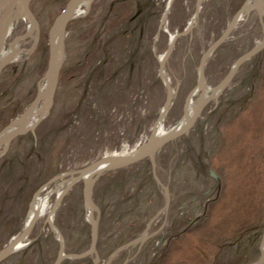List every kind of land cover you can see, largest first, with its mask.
<instances>
[{
  "label": "rangeland",
  "instance_id": "1",
  "mask_svg": "<svg viewBox=\"0 0 264 264\" xmlns=\"http://www.w3.org/2000/svg\"><path fill=\"white\" fill-rule=\"evenodd\" d=\"M245 1L203 0L199 6V0H91L83 15L68 20L45 117L35 134L28 130L0 148V253L21 232L35 195L53 189L58 176L149 139L167 101L160 57L170 49L172 33L180 35L166 62L174 97L165 128L182 118L204 52ZM69 2L29 0L38 28L28 29L26 15L6 38L8 46L29 32L18 39L25 54L0 68V132L47 81L49 33ZM196 12L195 24L181 34ZM263 39L264 14L253 9L208 57L211 88ZM93 197L100 223L98 264H257L264 237V47L242 63L188 133L151 158L100 174ZM87 215L80 180L54 212L67 253L90 247ZM149 225L146 239L108 262ZM24 243L0 264H53L61 249L59 235L43 221ZM95 259L93 254L61 264Z\"/></svg>",
  "mask_w": 264,
  "mask_h": 264
},
{
  "label": "water",
  "instance_id": "2",
  "mask_svg": "<svg viewBox=\"0 0 264 264\" xmlns=\"http://www.w3.org/2000/svg\"><path fill=\"white\" fill-rule=\"evenodd\" d=\"M78 0H70V2L67 4L65 9L61 12L59 17L57 18L56 22L54 23L53 27L51 28L50 31V36H49V42H50V54H49V61H48V68L46 72V78L48 80V85H47V94L43 92H39V94L36 96V98L31 102L28 107L24 110V112L17 117L15 120H13L2 132H0V148L3 145H8L16 136L20 134H24L28 130L32 131L33 134H35V127L37 123H39L44 117L45 113L43 112L41 116L38 117L37 121L31 125V126H26V122L29 119L30 112L34 110V108L42 101L44 98H47L46 101L47 103L51 102L53 97H54V92L58 83V78L60 75V70H61V65L62 61H60L61 57L64 55L63 51V39H64V32L66 30V25L68 20L72 17L70 15V12L72 10V7ZM91 1V0H87ZM173 0H170V3H172ZM246 3L239 9V11L234 15L232 20L230 21L226 31L215 41L213 42L207 50L204 52L202 58H201V65H200V76H204L205 73V66H206V61L209 55L216 49L222 42H224L229 35L233 32V30L237 27V16L238 14L245 9ZM17 8H22L25 10V12L30 16L32 22L36 26H38V21L36 19V16L34 15L30 4L27 0H0V9L2 11L0 12V68L10 62L12 60L11 56H5L2 58V53H3V42L5 41L9 31L10 27L12 24V21L14 19L15 12ZM197 13L194 14V18L196 17ZM62 20V35L60 37V49H57L53 45V38H54V33H55V26L57 23ZM192 27V23H189L187 27L184 29V31L181 34L188 33ZM180 35L179 33H176L171 44H173L176 40V38ZM12 44L14 45L15 42L13 41ZM264 47V39L260 42H258L254 47H252L250 50L242 54L236 62L233 64L227 75L220 81V83L212 88V94L210 96H207L205 98L200 99L198 106L193 113V115L183 124V126H179L177 128H174L172 130H169L166 134L163 135V137L160 140H155L153 136L151 135L148 140L140 144L139 146L135 147L130 154H120L118 152H114L113 154L110 155H105L102 158L96 160L95 162L91 163L87 167L74 171L72 173H83L87 172L90 169H93L94 167H98L96 170V174L93 177L89 178H84V193L87 197V201L89 203V215L90 218L89 222L91 224V232H92V240L90 247L80 253H66L64 251V241L62 239V235L60 231L58 230L57 226L53 224L51 227L53 230L60 235V242H61V249L59 254L57 255L55 261L53 264H61L62 261L65 258H81L85 257L88 255H96V259L94 260V264H98L100 258L98 255V240H99V231H100V223H99V217H95V211H98V208L95 204L94 197H93V186L100 174L103 172L116 169L122 166L130 165L135 162L141 161L145 158L148 157H153L155 152L158 151L162 146H164L166 143L179 138L186 133H188L192 127L195 125V123L198 121V119L201 117L202 112L204 111V108L208 104V102L213 98L218 95V93L223 90V88L229 83V81L232 79L234 74L237 72L238 68L242 65L244 61H246L248 58H250L253 54H255L257 51L262 49ZM171 49V48H170ZM170 49L167 51V55L170 52ZM161 70H164V65L161 64ZM46 103V102H45ZM46 105V104H45ZM18 123L16 126L15 124ZM154 172H156V167L154 166ZM211 173L213 176L217 177L216 173L214 170H211ZM70 173L65 172L62 173L58 177H63L66 176ZM82 177V176H81ZM80 178V177H79ZM75 180L71 181L68 187L60 193L58 200L55 202V204L52 206L51 213L52 215L58 208L59 202L63 199V197L66 195L68 190L75 184ZM167 193V203L169 202L170 194L169 190H166ZM35 222L32 223V225L29 228H24L21 233L17 236H15L9 243L8 245L2 250L0 253V260L6 257L9 253L14 251V247L16 243L19 241L25 240L28 235L30 234L32 228L34 227ZM149 228V227H148ZM142 236L138 238H134L127 242L125 245H122L118 247L110 256L109 260L110 261L116 254H118L122 249H124L126 246L134 244L138 242ZM263 246H264V237L261 243V258L257 261V264H263L264 262V251H263Z\"/></svg>",
  "mask_w": 264,
  "mask_h": 264
},
{
  "label": "bare ground",
  "instance_id": "3",
  "mask_svg": "<svg viewBox=\"0 0 264 264\" xmlns=\"http://www.w3.org/2000/svg\"><path fill=\"white\" fill-rule=\"evenodd\" d=\"M200 3L203 0H199ZM263 1L264 0H246V6L245 9L242 10L238 16H237V24H239L241 21L245 20L249 13L251 12V9H256L260 12H262L264 14V7H263ZM89 1L87 0H78L76 1V3L74 4V6L72 7V10L70 12V15L72 17H78L81 16L85 13L86 7L88 6ZM2 10H0L1 12ZM26 17L25 12L21 11L20 9H18V12L15 13L14 15V19L13 22L11 24V30L13 31L15 29L16 26L19 25L20 22V18ZM167 15H165V21H166ZM190 23H193V25L196 22V18L194 19V17L192 16L189 20ZM17 23V24H16ZM28 29L32 30L33 29V24L30 22L28 23ZM36 30V29H35ZM62 35V20H60L57 25L55 26V33H54V38H53V45L55 48L60 49V37ZM175 36V33L171 34V38H170V45L173 46V44H171L173 38ZM4 46V45H3ZM26 47H22L21 43L18 42V40L16 41V43L14 44V46H6L2 57L4 56H8V55H12L13 59L15 58H20L22 57L26 50ZM64 55L61 57L60 61L63 60ZM168 59V55L167 54H163L160 57V61L161 63L164 65V70L160 71V76L162 77L165 85L167 86V101L166 103L162 106L160 113H159V118L157 120V122L154 125L153 128V133L152 136L153 138L157 141L160 140L164 134H166L167 132H169V130H172L174 128H177L179 126H183V124L193 115V113L195 112L198 103L200 101V99L205 98L207 96H210L212 94V88L211 86L208 84L207 79L205 77V73L204 76H200V68H199V80L197 85L193 88V90L191 91V93L189 94L188 98H187V102L185 104V108H184V114L182 116V118L173 126L169 127V128H165V118L168 114V111L170 109L173 97H174V88L172 86V81L171 78L168 76L167 74V69H166V62ZM47 85H48V80L44 81L43 84L41 85V92H43L44 94H47ZM47 98H44V100L42 101V103L38 104L34 110H32V112H30V116L28 121L25 123L26 126H31L33 125L37 119H38V115L39 113H45L46 112V108L47 106L45 104H47L46 101ZM46 102V103H45ZM16 126L18 125V123L15 124ZM133 150V149H132ZM132 150H127V148H124L122 151H120L119 153L121 154H130L132 152ZM98 167H94L93 169L88 170L87 172H83V173H70L67 176H63L60 177L59 180L56 182V185L53 189H49V190H44L38 192L35 197L33 198L31 204H30V209H29V213L23 223V227L24 228H29L33 222H35V225L39 224L40 222H44L47 223L50 228L54 223V215H52L51 213V209L52 206L54 205V203H52L53 201L51 200V198L55 199L54 201L56 202L58 200V197L60 195V193L62 192V190L66 189L68 187V185L70 184L71 181L75 180L76 182L83 180L84 178H89L90 176L93 177L96 174V170ZM82 176V177H81ZM80 177V178H79ZM90 179V178H89ZM75 182V183H76ZM90 208L89 203H88V209ZM88 219L90 218L89 215V210H88ZM25 241H19L18 243H16L14 250H18L20 248H22L24 246ZM263 251H264V246H263Z\"/></svg>",
  "mask_w": 264,
  "mask_h": 264
}]
</instances>
